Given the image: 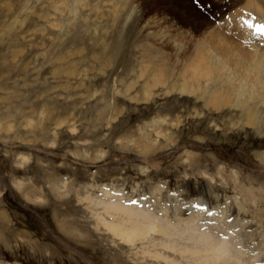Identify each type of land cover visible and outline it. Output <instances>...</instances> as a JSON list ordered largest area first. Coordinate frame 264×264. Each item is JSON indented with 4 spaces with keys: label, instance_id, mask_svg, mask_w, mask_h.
<instances>
[{
    "label": "rangeland",
    "instance_id": "1",
    "mask_svg": "<svg viewBox=\"0 0 264 264\" xmlns=\"http://www.w3.org/2000/svg\"><path fill=\"white\" fill-rule=\"evenodd\" d=\"M65 2L0 0V264H156L160 236L122 240L127 216L109 205L176 226L193 199L223 212L183 236L221 226L264 253V100L221 103V81L180 92L170 47L159 84L137 2ZM204 2L222 26L241 6L221 18Z\"/></svg>",
    "mask_w": 264,
    "mask_h": 264
},
{
    "label": "bare ground",
    "instance_id": "2",
    "mask_svg": "<svg viewBox=\"0 0 264 264\" xmlns=\"http://www.w3.org/2000/svg\"><path fill=\"white\" fill-rule=\"evenodd\" d=\"M81 1L63 0L65 4L71 5ZM134 1L140 6L142 14L147 12L150 16L147 23L156 35L159 52L162 53V60L158 69L153 70L152 79L156 76L159 84L166 85L167 57L164 49L175 45L169 48L174 58L170 77L181 78L183 85L180 92L194 93L201 90L202 84L208 88L210 83L221 81V103L224 92L238 90L247 93L246 101L249 98L264 100V32L257 31V25H264V0H205L212 3L213 11L221 18H224L226 12L241 5L229 12L223 26L216 24V20L206 15L201 4L194 0ZM192 33L204 35L203 41H195ZM146 68L147 64L142 66L143 70ZM249 193V190L245 192ZM190 201L191 205L184 204V208L180 205L175 208L176 226L155 221L156 215L152 212L142 213L116 204L109 205L110 209L127 216L124 225L128 229L113 227L112 230L128 243L137 239L154 241L157 238L152 235L160 236V242L152 245L155 253L151 258L156 264H264L261 248L252 249L232 233H213V230L221 231V226L210 229L192 227L190 236H183L180 229H187L195 223L202 225V222L198 223V218L202 219L204 213L212 212L215 215L219 212L222 215L223 212V206L209 211L199 200ZM183 213L189 215L185 217ZM214 218L213 215L205 218L208 225L215 224L209 222ZM182 225L186 227H180Z\"/></svg>",
    "mask_w": 264,
    "mask_h": 264
},
{
    "label": "snow or ice",
    "instance_id": "3",
    "mask_svg": "<svg viewBox=\"0 0 264 264\" xmlns=\"http://www.w3.org/2000/svg\"><path fill=\"white\" fill-rule=\"evenodd\" d=\"M197 4H203L205 7H208L209 5L204 2V0H194ZM257 31L258 32H264V25H257Z\"/></svg>",
    "mask_w": 264,
    "mask_h": 264
}]
</instances>
